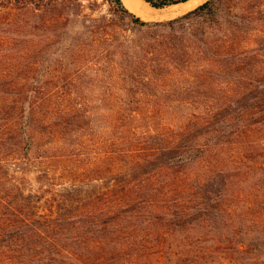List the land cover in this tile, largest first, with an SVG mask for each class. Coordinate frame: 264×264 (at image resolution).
I'll return each mask as SVG.
<instances>
[{"label":"trees","instance_id":"1","mask_svg":"<svg viewBox=\"0 0 264 264\" xmlns=\"http://www.w3.org/2000/svg\"><path fill=\"white\" fill-rule=\"evenodd\" d=\"M9 2L33 18L0 57V264H207L179 236L196 226L228 248L235 199L264 181V0L163 22L122 0ZM259 210L228 232H261Z\"/></svg>","mask_w":264,"mask_h":264},{"label":"rangeland","instance_id":"2","mask_svg":"<svg viewBox=\"0 0 264 264\" xmlns=\"http://www.w3.org/2000/svg\"><path fill=\"white\" fill-rule=\"evenodd\" d=\"M9 1L11 0H0V57L2 55L11 57V55L16 54L17 52H21L22 49H25L26 45L23 43L24 31L23 29H21L22 26L20 24V21L23 18H33L32 12L22 16L20 12L12 11L10 9L11 5ZM30 1L34 2L36 0ZM206 1L207 0H204L199 5L203 4ZM199 5H197L196 7H198ZM196 7H194L193 9H195ZM181 15H168L165 16V18L158 19L154 22L168 21ZM9 70L10 69L5 64L3 66L2 64H0V85H4L3 83L9 84V82L4 80L5 77H1ZM17 73L19 74V71H17ZM1 78L4 79L2 80ZM11 80L13 81V79ZM22 82L23 81L18 79L14 81L15 84H21ZM91 94H89V96L92 97ZM93 103L94 105H92V115L94 117V121H97L96 125H100V123L104 125L107 121L106 118H112L114 110L108 111L103 103L99 102L96 99H94ZM136 106L137 105L134 104L133 108ZM144 117L148 118V115ZM195 170L199 172L201 170L203 171L204 168L197 167ZM254 184L255 182L253 181L247 183L244 186L243 191L247 192V194L249 195L240 196L238 199H235V205L238 204V211L235 212L234 218H236V214L239 215L240 213H242V215H244L243 220L245 219L246 222L244 224H239V222H236L237 224L233 223L235 230L231 229L232 224H230V226L226 229L227 231H225V233L227 232L228 234H226L225 236L230 237L232 240V242H225L228 248H226L223 244H220V242L218 241L212 242L208 239L207 242V237H205L206 235L202 234L204 229L199 226H196V228L192 229H188V227L186 229H184V227L183 229H180L181 234L179 236L184 240V244L197 246L202 249H208L207 264H264V247H262V241H264V239L257 240L258 237L255 235V233H259V235L264 236V229L261 232L260 230L262 229V227L253 229L255 233L250 232V234L243 237V240L241 236L238 235L239 233H244L251 226L250 221L258 219L261 212H263L262 210L257 211V209L259 208L260 204H264V181L259 182V192L257 193V195L252 196L253 194H251L249 191L254 189ZM258 212L259 214H255ZM207 230L209 229L206 228L205 232ZM228 231L244 232H238L235 236H233V234L229 233ZM236 240L244 242H235ZM235 246H238V248L234 249ZM160 264L164 263L160 262Z\"/></svg>","mask_w":264,"mask_h":264},{"label":"bare ground","instance_id":"3","mask_svg":"<svg viewBox=\"0 0 264 264\" xmlns=\"http://www.w3.org/2000/svg\"><path fill=\"white\" fill-rule=\"evenodd\" d=\"M128 9L144 20H158L168 15H181L192 10L204 0H190L186 3L173 5L163 9H155L143 0H122ZM173 8V9H171ZM171 18V17H170Z\"/></svg>","mask_w":264,"mask_h":264},{"label":"crops","instance_id":"4","mask_svg":"<svg viewBox=\"0 0 264 264\" xmlns=\"http://www.w3.org/2000/svg\"><path fill=\"white\" fill-rule=\"evenodd\" d=\"M141 19V18H140ZM142 20H144V19H142ZM144 21H157V20H144Z\"/></svg>","mask_w":264,"mask_h":264}]
</instances>
